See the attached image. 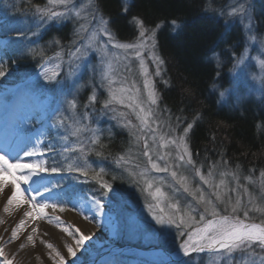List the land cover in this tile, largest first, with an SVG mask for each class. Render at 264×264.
<instances>
[{
  "label": "rangeland",
  "instance_id": "obj_1",
  "mask_svg": "<svg viewBox=\"0 0 264 264\" xmlns=\"http://www.w3.org/2000/svg\"><path fill=\"white\" fill-rule=\"evenodd\" d=\"M25 1L28 0H14L13 3ZM39 1L42 4L33 7L35 9L34 12L20 19L18 22L10 23V30L8 29L6 31V35L9 34L8 39H4L0 31V50L4 48V41H13L14 38L23 37L26 33H28V36L21 37L18 40L21 41L19 44L23 46L25 52H30L29 49L42 50L44 46L39 42L43 39L45 29L53 24L60 25L70 22L74 27L75 37L71 44L60 48L58 52L49 56L42 64L46 65L49 76H51L53 71L60 72V76L57 77L59 83L55 84V86L43 79L41 75L43 72L42 67L38 69L33 77L23 81V83L11 85L13 82V78L10 77L11 73L8 76L0 78V112L6 115L0 133H16V139L12 141V144L15 145L19 139L24 142L28 141L29 135L35 133L37 130L45 131L46 135L43 137L44 143L37 145L44 154L34 159H43L46 161V166L55 163L56 166L64 169V171L59 173H44L42 175L51 188V191L45 193L47 203L65 207L64 212L58 210L53 211L51 208L46 209V211L50 215L59 216L66 224L74 225L80 229V224H82L83 228L81 232L90 237L82 246L77 247L73 238L67 234L65 235L76 253L74 264H94L96 260L99 261V264H182L189 258V256L186 257L183 255V251L180 248V244L187 237L179 235V230L175 225L161 226L152 220L148 210V204L150 202L154 203V201H151L150 197L142 203L136 204L131 201H123V199L120 200V204L115 206L114 204L111 205L102 202L105 206L102 216L105 219L104 226L100 227L97 226V218L93 216L95 214L94 209L87 212L89 217H94L91 221L85 220L82 215L72 209L73 201L78 199L81 194L91 195L92 193L89 191H79L83 188V183H87L86 178L80 176L78 173H68L66 169L69 163H79L83 160H86L88 165V159L96 147V145L91 143L94 138V133L100 140L104 135L113 133L116 128H123L134 139L133 144L139 149L134 150L136 154H140L142 151L143 141L137 143L132 132L123 126V122H118L116 119H113L114 114L103 107V101L107 98L108 92L106 87L101 86V54L90 49L86 55L77 59L79 53H76V49L81 48L83 51V45L88 42L84 38L88 37L92 30L98 28L99 20L102 17L98 11H95L97 9L95 0H93L94 8L89 7L88 0H73L74 7L72 11L68 12L65 17L48 21L42 26L39 33L33 36L30 29L35 30V25L40 22V14L36 11L38 8H55L58 11H65L62 7L50 5L48 0ZM260 1L229 0L224 10L229 22L227 24L228 27L236 22L242 26L245 34V42L241 53L233 56V64L229 71V84L221 91L224 94L221 96V99L235 105L247 99L264 102V67L261 66L262 62H264V44L261 43L264 40V29H259L256 20V16L259 13L258 3ZM241 8V12L235 11ZM81 9H83L81 15L87 17V21L75 15V11H80ZM92 11H95V18L89 15ZM81 24H84L88 31L82 32L80 36H77L76 33L80 30ZM5 25L7 26L6 23ZM249 37L253 38L250 39ZM139 39L140 37L136 41H139ZM100 40L103 43L107 40V37L101 36ZM117 42L123 43L120 41ZM106 47L109 53L107 59L111 60L114 57L120 58L119 61H114L116 72L113 74V78L122 79L124 76H127L129 81L135 80L137 87L142 89L143 76L139 74V61L135 59L132 50H127L128 58L126 59L124 49L114 48L111 43L107 44ZM153 51L159 57L156 47ZM1 53L2 51H0V59ZM144 60L151 74L149 78L153 81L155 87L154 72L156 70V64L151 59V51H144ZM58 64L60 65L59 68H57ZM124 64L129 65L132 71L125 72ZM161 67L162 65H160V73ZM86 74L90 88L86 92L85 103L79 104V94L85 89L83 81ZM51 86L54 87V91L51 90L53 88ZM92 95L97 97L95 102L90 101ZM73 98H75L77 103L75 110L69 109L67 103ZM156 98L157 105L153 107L158 119H156V122L152 126L157 127L159 132L167 139L182 135V130L185 127L178 129L171 118L162 112L157 92ZM22 103L26 104L25 109L20 107ZM113 107H116L118 111H129L119 105H113ZM58 117L62 119V123L57 127H53ZM129 118L134 124H139V121L134 116L130 115ZM76 128L83 130L78 135H73L72 133ZM139 134L137 133V135ZM186 142L188 143V137H186ZM48 145L51 147H48ZM65 146L83 147L86 155L80 161H77L76 157L79 153L64 152ZM158 150L161 153L175 151L172 146ZM0 153H2L1 150ZM69 157L71 159H67ZM125 157L127 159L118 165L120 166L122 164L132 171L136 168L137 158L133 157V154ZM141 158L142 164H140V167L142 169L143 162L146 161V158L142 156ZM95 162L96 168L105 169L106 164L104 160L97 158ZM160 163L163 162L161 161ZM219 173H215L213 177L216 183H219ZM151 177L166 178L165 185L162 187L165 191L170 192V189L167 188V181L170 180L167 173L150 172L149 178ZM37 178L39 179V177ZM224 179L227 188H222V191H227L233 200L239 197L245 206L250 208H264V186H262L261 180L250 178L242 184L239 177L234 180L230 173ZM194 183L197 186L199 185L198 178H196ZM140 184L142 185L143 181ZM41 187L44 191L43 186ZM203 187L206 195L215 201V197L210 196L212 189H209L206 185ZM22 188H25V186L22 185ZM74 193H77L75 197ZM115 194L114 196L119 199V194ZM175 195L179 196L181 201L187 200L190 203H194L191 197L182 193V190ZM250 199L252 204L249 205L248 201ZM218 207L221 211L223 210V205H218ZM66 208L69 211H66ZM67 215L77 216L78 220L75 221L73 218L67 219ZM240 215L242 216V212ZM7 218L8 215L4 214L2 221H7ZM250 220L255 223H260L264 220V212L252 211L250 213ZM107 227L109 228L108 232ZM90 229L94 231L91 232ZM259 248L251 246L245 249L235 250L231 254H225L223 256L219 253L209 251L193 252L200 253L198 255L204 256V259L186 264H230L232 259L237 255L240 264H264V256L256 253ZM0 264H4L3 257H0Z\"/></svg>",
  "mask_w": 264,
  "mask_h": 264
},
{
  "label": "trees",
  "instance_id": "obj_2",
  "mask_svg": "<svg viewBox=\"0 0 264 264\" xmlns=\"http://www.w3.org/2000/svg\"><path fill=\"white\" fill-rule=\"evenodd\" d=\"M13 1L0 0V31L4 39L9 37L6 31L10 30V23L27 17L34 12L33 7L42 4L39 0ZM228 1L95 0L98 13L110 21V30L117 41L133 43L139 38V28L134 23L136 18L142 19L148 28L161 25L156 31V49L163 64L160 75L154 76V83L162 112L171 118L178 129L186 127L189 122L195 125L189 132L188 145L196 166L203 173L206 174L209 169L214 173L235 172L243 184L250 178L261 180L260 174L264 172V102L247 99L235 105L221 99V91L229 84L233 56L241 53L245 42L240 24L234 22L230 27L227 25L229 22L224 10ZM258 5L256 20L262 30L264 0ZM173 19L181 25L175 31L168 27ZM25 36L28 33L14 38L13 42L20 43L18 40ZM74 37V27L70 22L53 24L45 29L39 42L44 47L36 50L37 54L25 52L21 44L18 52L2 51L0 60L4 63L5 71L11 73V85L30 79L49 56L71 44ZM53 39L60 43L53 44ZM209 49H214L219 56V67L215 59L209 65L205 55ZM86 76L83 81L85 89L79 94V104L85 103V95L90 88ZM213 81L215 88L212 87ZM51 90L54 91V87ZM99 141L103 147L96 144L88 159L87 168L91 171L86 178L87 183H83L85 190L81 188L79 191L98 195L99 185L92 179V172L99 171L95 164L98 158L106 164L104 179L112 184V191H105L101 197L103 203L115 206L120 204L121 199L135 204L147 200L149 197L141 191L136 180L126 174L131 171L116 163L118 157L133 154L137 158L136 163L142 164L140 154L134 153L139 149L134 146L132 136L123 128H116ZM97 152L102 155L98 156ZM115 193L119 194V199L114 196ZM66 211L69 209L66 208ZM256 253L264 256V249L259 248ZM202 259L204 256L193 254L182 264ZM230 264H240L238 255Z\"/></svg>",
  "mask_w": 264,
  "mask_h": 264
},
{
  "label": "snow or ice",
  "instance_id": "obj_3",
  "mask_svg": "<svg viewBox=\"0 0 264 264\" xmlns=\"http://www.w3.org/2000/svg\"><path fill=\"white\" fill-rule=\"evenodd\" d=\"M48 3L62 7L65 11H58L55 8H38L36 11L40 14V22L35 25V30L30 29L33 36L39 33L45 23L56 18L65 17L74 7L73 0H48ZM88 5L90 8H94L93 0H88ZM126 10L127 8L125 7ZM82 11L83 9L75 11V15L87 21V17L81 15ZM95 11H98V9ZM95 11L89 13L93 18H95ZM235 11L241 12L242 8ZM134 23L139 28V41L119 43L115 40V36L110 30V21L101 17L98 28L92 30L90 35L84 38L88 42L83 45V51L81 48H77L76 53H79L77 59L86 55L90 49L101 54V86L106 87L108 92L107 98L103 101V107L114 114L113 119H116L118 122H123V126L132 132L137 143L143 141L142 151L140 152V156L146 158V161L143 162V168L141 169L140 164H137L136 168L126 174L132 179H135L141 191L147 193V197H150L151 201H154V203L150 202L148 204V210L152 220L161 226L175 225L179 230V235L187 237L180 244L183 255L186 257L193 252L205 251L219 253L223 256L225 254H231L235 250L245 249L251 246L264 249V220L260 223H255L250 220V213L252 211L264 212V208H250L245 206L239 197L233 200L227 191H222V188H227L224 179L228 175L227 171H221L219 173V183H216L213 179L215 173L212 169H209L205 174L196 166V162L192 158V153L189 151V145L186 142V137L189 136L190 130L195 125L189 122L182 130V135L171 139H167L159 132L157 127L152 126L156 122V119H158L153 107L157 105V98L153 81L149 78L151 74L145 65L144 51H151V59L156 64L154 75L159 76L160 65L163 64V60L153 50L156 47V30L161 25L157 24L153 28H148L140 18H136ZM168 27L175 31L181 25L177 20L173 19ZM17 30L19 31V29ZM85 31H88V29L85 28L84 24H81L80 30L76 35L80 36ZM101 36L107 37V40L103 43L100 40ZM249 38L252 39L253 37ZM3 43L4 48L0 51L4 52H18L21 47L19 43L10 40L4 41ZM52 43L59 44L60 42L53 39ZM109 43L114 48L124 49L126 59L128 58L127 50H132L135 59L139 61V74L143 76L142 89L137 87L135 80L129 81L127 76H124L122 79L113 78V74L116 72L114 61H119L120 58L114 57L111 60L107 59L109 53L106 45ZM261 43L264 44V40ZM29 51L34 55L37 54L36 49H29ZM19 54L22 55L23 52H19ZM205 55L209 60V65L215 59L216 65L219 67L221 61L214 49H209V52L205 53ZM261 66L264 67V62H262ZM41 67L43 69L41 75L46 82L53 84V86L59 83L57 77L60 76V72L53 71L51 76H49L46 65H41ZM59 67L60 65L58 64L57 68ZM123 67L125 72L132 71L131 67L127 64H124ZM7 74L4 63L0 60V78L5 77ZM212 87H216L214 81L212 82ZM223 95L221 93V96ZM96 100L97 97L95 95L90 97L91 102H95ZM67 103L69 109L75 110L77 108L75 98ZM113 105H119L129 111H118ZM130 115L134 116L139 121V124H134L129 118ZM61 123L62 119L58 117L53 127H57ZM82 130L81 128H76L72 134L78 135ZM137 133L140 134L137 135ZM45 135L46 133L43 130H37L35 133L30 134L28 142L32 147L29 150L26 146L23 150V155L26 157L42 156L44 153L37 145L44 143L43 137ZM91 143L93 145L100 144L99 138L95 133ZM100 146L103 147L102 144ZM169 146H172L175 151L161 153L158 150L168 148ZM48 147L51 146L48 145ZM64 152L79 153L76 157L77 161H80L86 155L85 149L78 146H65ZM96 154L98 156L102 155L100 152ZM67 159L71 158L69 157ZM126 159L127 157L120 156L117 158L116 163L120 164ZM161 161L163 163H160ZM66 170L68 173H78L85 178L89 176L91 171V169L87 168L86 160L79 163H69ZM62 171L64 169L56 166L55 163L46 166V161L43 159H37L31 163H27L22 161L19 152H15L14 154L2 152L0 153V194L10 185L11 195L7 198L8 205H12L14 202L19 206L27 204L29 210L24 213L27 218L31 220L47 218L48 223H54L62 233L71 236L75 245L79 247L86 240H89L90 237L84 235L79 227L63 223L59 216L55 218L48 217L45 211L46 209L51 208L53 211L58 210L64 212L65 207L57 204H49L42 199L45 193L51 191L42 174L59 173ZM150 172L167 173L170 177V180L167 181V188L170 189V192L165 191L162 187L165 185L166 178H149ZM104 173V168H100L98 172H92V179L99 185L98 195L81 194L72 203V209L82 215L85 220L91 221L94 219V217H89L85 209L89 211L94 209L96 215H102L104 213L105 206L102 203L101 197H103L105 191H112V184L104 179ZM260 176L262 186H264V172ZM34 177H39V179H33ZM196 178L199 181L198 186L194 183ZM232 178L234 180L238 179L235 172L232 173ZM112 179L115 180L116 177L113 176ZM141 181H143L142 185L140 184ZM22 185H28V187L22 188ZM205 185L209 189H212L210 196H214L215 201L206 195L203 187ZM41 186H43L44 191L40 190ZM181 190L182 193L191 197L194 203H190L187 200L181 201L180 197L175 195L181 192ZM32 193H35V195ZM38 196L41 197L40 200L37 199ZM248 203L249 205L252 204L251 199ZM218 205H223L222 211ZM241 212L242 216L240 215ZM24 226L25 221L21 220L17 228L12 232L13 239L17 238L18 231L23 229ZM35 231L36 229H33V232ZM27 239L32 241L33 236L29 235ZM42 243L44 242L42 241ZM46 247L55 253L51 257L54 264H65V257L59 250L54 248L53 244L47 243ZM65 247L69 256H75L76 253L71 244L65 245ZM0 257H4V264H13L12 260H9L4 255L3 248H0Z\"/></svg>",
  "mask_w": 264,
  "mask_h": 264
},
{
  "label": "bare ground",
  "instance_id": "obj_4",
  "mask_svg": "<svg viewBox=\"0 0 264 264\" xmlns=\"http://www.w3.org/2000/svg\"><path fill=\"white\" fill-rule=\"evenodd\" d=\"M20 107L25 109L26 104L22 103L20 104ZM5 117L6 115L0 112V129L3 127ZM15 134L14 132L4 134L0 133V150L9 154L19 152L23 162H33L35 157H26L23 155V150L25 147L27 146V148L30 147L31 149L32 145L28 141L24 142L20 141V139L15 145H13L12 141L13 139H16ZM33 179L38 178L34 177ZM24 186L28 187V185ZM40 190L43 191L42 187ZM32 194L35 195V193ZM10 195L11 189L9 185V187L5 189L2 194H0V241L2 243L0 248H3L4 255L9 260H12L13 264H54V261L51 259V257L54 256L55 253L46 247L47 243H51L53 244L54 248L59 250L65 257V264H74L75 256H69L66 251L65 245L71 244L66 239V233H62L54 223H48L47 218L37 220H31L27 218L24 213L29 210L28 205L23 204L22 206H19L15 202L12 205H8L7 198ZM37 199L40 200L41 197L38 196ZM42 199L44 202H47L45 200V195ZM5 209H7V211H5ZM85 211L88 212L89 210L85 209ZM4 214L8 215L7 221H2ZM47 216L53 218L57 217L56 215H50L48 213ZM93 216L97 218V226H104V216H98L96 214H93ZM66 218H73L75 221L78 220L77 216L73 217L67 215ZM21 220L25 221V226L23 229L18 231L17 238L13 239L12 232L17 228ZM80 227L81 229L83 228L82 224H80ZM33 229H36V231L33 232ZM108 229L109 228L107 227V232ZM90 230L91 232L94 231L93 229ZM29 235L33 236L32 241L27 239ZM42 241L44 243H42ZM95 263L99 264V261L96 260Z\"/></svg>",
  "mask_w": 264,
  "mask_h": 264
}]
</instances>
